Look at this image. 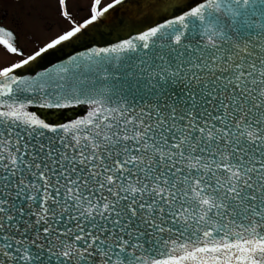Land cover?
Returning a JSON list of instances; mask_svg holds the SVG:
<instances>
[{
    "label": "snow or ice",
    "instance_id": "obj_1",
    "mask_svg": "<svg viewBox=\"0 0 264 264\" xmlns=\"http://www.w3.org/2000/svg\"><path fill=\"white\" fill-rule=\"evenodd\" d=\"M112 7L0 71V264H264V0H201L140 43L93 50L135 53L149 103L105 104L81 80L72 95L90 97L75 99L92 105L87 119L58 129L27 111L24 94L66 85L9 74ZM81 125L86 135L47 134Z\"/></svg>",
    "mask_w": 264,
    "mask_h": 264
},
{
    "label": "water",
    "instance_id": "obj_2",
    "mask_svg": "<svg viewBox=\"0 0 264 264\" xmlns=\"http://www.w3.org/2000/svg\"><path fill=\"white\" fill-rule=\"evenodd\" d=\"M200 2L201 0H121L119 4H115L113 1L109 5L114 4V7L104 12L103 15L98 16L97 20L93 23L81 28V31L76 33L75 36L62 41L51 49H47L39 56H36L34 60L29 61L28 64L14 69L9 75L16 76L17 78H26L33 82V86L43 84L45 87L54 88L58 82L66 85L65 89L61 90L60 97H45L37 95L34 92L26 93L23 97V102H26L29 98L34 101L27 111L33 113L38 119L45 121L51 126L58 127V129L63 125H72L77 120L87 119L88 113L92 111V105L90 104L75 103V99L77 98L89 99L88 95H72L73 88H77L78 90L81 80L87 82L85 91L91 90V96L103 100L105 104H107L109 97L113 98L111 106H116V98H122L126 103L133 104L134 106L149 103L152 99L151 96L146 95L139 87L140 73L136 69L138 61L134 59L135 53H109L96 57L92 55L93 50L112 48L130 39L135 43H140L136 39L139 35L154 27L167 24L170 20H175L177 17L190 11L191 8L196 7ZM90 19L91 17L80 25H84ZM257 22L261 21L258 20ZM248 31L253 35L254 39H259V37L255 36L256 31H259V29L253 28ZM67 32L62 35H65ZM189 39H191V36H189ZM47 45L38 49L30 56H35L41 49L47 48ZM156 50V46L154 45L153 51L155 52ZM174 55L171 54L170 58L174 59ZM89 56H92V59H88ZM117 56L120 57L119 61L115 60ZM28 57L24 60H27ZM109 61L112 63L109 64ZM106 65L109 67V79L107 81H98L97 73ZM63 68H67L68 71L61 72L60 69ZM100 74L102 75L103 73L100 72ZM4 82L5 78L0 77V84ZM133 85L136 86L133 87ZM182 87V85L174 87L172 91L182 97L186 94L181 90ZM208 99H211V97ZM57 100L60 103L71 101L72 106L62 108L40 106L45 102L55 103ZM86 127L90 126L81 125L78 133L76 130H73L72 133H64L62 129L57 134H52L47 132V130L44 131L51 136L86 135L87 133L83 131ZM25 235L30 234L25 233ZM33 247L35 248V246ZM156 258L165 259L166 257ZM146 259L151 264L153 258L147 257ZM48 264H56L55 258L48 262Z\"/></svg>",
    "mask_w": 264,
    "mask_h": 264
},
{
    "label": "flooded vegetation",
    "instance_id": "obj_3",
    "mask_svg": "<svg viewBox=\"0 0 264 264\" xmlns=\"http://www.w3.org/2000/svg\"><path fill=\"white\" fill-rule=\"evenodd\" d=\"M114 0H0V28L11 32L9 40L18 49L11 53L7 45L0 42V71L27 58L41 47L49 44L66 31L92 17L93 8L102 12ZM68 11L65 17L63 11Z\"/></svg>",
    "mask_w": 264,
    "mask_h": 264
}]
</instances>
